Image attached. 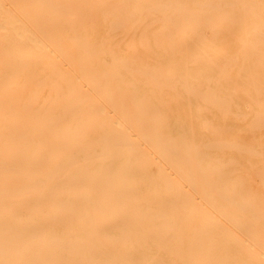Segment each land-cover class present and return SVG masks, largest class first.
Returning <instances> with one entry per match:
<instances>
[{"label":"bare ground","instance_id":"obj_1","mask_svg":"<svg viewBox=\"0 0 264 264\" xmlns=\"http://www.w3.org/2000/svg\"><path fill=\"white\" fill-rule=\"evenodd\" d=\"M0 264H264V0H0Z\"/></svg>","mask_w":264,"mask_h":264}]
</instances>
